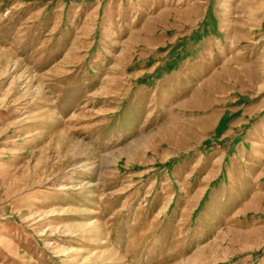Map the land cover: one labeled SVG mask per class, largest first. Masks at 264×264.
I'll list each match as a JSON object with an SVG mask.
<instances>
[{"label": "rangeland", "instance_id": "1", "mask_svg": "<svg viewBox=\"0 0 264 264\" xmlns=\"http://www.w3.org/2000/svg\"><path fill=\"white\" fill-rule=\"evenodd\" d=\"M0 264H264V0H0Z\"/></svg>", "mask_w": 264, "mask_h": 264}]
</instances>
